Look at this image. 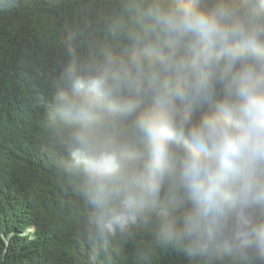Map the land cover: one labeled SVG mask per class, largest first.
Listing matches in <instances>:
<instances>
[{"label": "clouds", "instance_id": "clouds-1", "mask_svg": "<svg viewBox=\"0 0 264 264\" xmlns=\"http://www.w3.org/2000/svg\"><path fill=\"white\" fill-rule=\"evenodd\" d=\"M97 23L41 98L89 264L138 235L264 264V0H117Z\"/></svg>", "mask_w": 264, "mask_h": 264}, {"label": "trees", "instance_id": "trees-1", "mask_svg": "<svg viewBox=\"0 0 264 264\" xmlns=\"http://www.w3.org/2000/svg\"><path fill=\"white\" fill-rule=\"evenodd\" d=\"M116 3L0 0V264H89L82 203L60 170V148L42 127L41 98L69 46L86 51L88 34L103 38L97 21ZM33 225V238L21 235ZM146 239L117 243L96 264H191L171 250L149 251ZM196 264L236 261L203 258Z\"/></svg>", "mask_w": 264, "mask_h": 264}]
</instances>
